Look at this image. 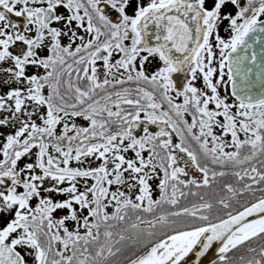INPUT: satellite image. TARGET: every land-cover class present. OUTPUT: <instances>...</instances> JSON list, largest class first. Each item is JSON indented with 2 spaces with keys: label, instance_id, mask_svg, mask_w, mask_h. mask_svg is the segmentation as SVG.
<instances>
[{
  "label": "snow or ice",
  "instance_id": "obj_1",
  "mask_svg": "<svg viewBox=\"0 0 264 264\" xmlns=\"http://www.w3.org/2000/svg\"><path fill=\"white\" fill-rule=\"evenodd\" d=\"M206 256L264 264V0H0V264Z\"/></svg>",
  "mask_w": 264,
  "mask_h": 264
},
{
  "label": "flooded vegetation",
  "instance_id": "obj_2",
  "mask_svg": "<svg viewBox=\"0 0 264 264\" xmlns=\"http://www.w3.org/2000/svg\"><path fill=\"white\" fill-rule=\"evenodd\" d=\"M14 19H19V18H14ZM188 119L190 120V117H189ZM174 140H175V137H174ZM156 194H157V193H154V196H155ZM190 256L194 259V254H191ZM211 258H214V257L206 256L205 258H202V261L204 262V264H207V261L210 260Z\"/></svg>",
  "mask_w": 264,
  "mask_h": 264
},
{
  "label": "bare ground",
  "instance_id": "obj_3",
  "mask_svg": "<svg viewBox=\"0 0 264 264\" xmlns=\"http://www.w3.org/2000/svg\"><path fill=\"white\" fill-rule=\"evenodd\" d=\"M191 255V254H190Z\"/></svg>",
  "mask_w": 264,
  "mask_h": 264
}]
</instances>
